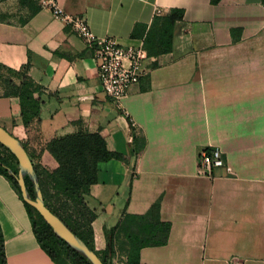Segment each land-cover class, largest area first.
<instances>
[{
	"label": "crops",
	"instance_id": "1",
	"mask_svg": "<svg viewBox=\"0 0 264 264\" xmlns=\"http://www.w3.org/2000/svg\"><path fill=\"white\" fill-rule=\"evenodd\" d=\"M56 2L123 47L143 46L156 16L183 11L171 51L147 57L120 110L102 91L92 52L50 11L19 23L0 9V65L26 70L42 88L38 118L25 127L19 99L0 82V126L47 171L57 167L47 144L77 133L100 135L122 156L98 164L85 197L95 251L106 249L104 230L124 214L158 202L169 239L141 249L140 264H264V0ZM210 147L235 175L198 174L197 157ZM0 229L7 264H55L1 174ZM112 264H127L125 253Z\"/></svg>",
	"mask_w": 264,
	"mask_h": 264
},
{
	"label": "trees",
	"instance_id": "2",
	"mask_svg": "<svg viewBox=\"0 0 264 264\" xmlns=\"http://www.w3.org/2000/svg\"><path fill=\"white\" fill-rule=\"evenodd\" d=\"M18 1L31 12V15L40 9L33 0ZM219 2L220 0H211L213 5ZM182 18L183 11L174 9L166 16H156L153 19L143 41V48L148 56H158L171 51L174 27ZM0 69L6 71L9 75L7 78L0 76V82L7 88L4 95H13L19 99L21 117L24 126L27 127L34 119L38 118L41 100L36 95L41 94L42 88L27 76L24 69L15 71L1 65ZM12 78L18 80L19 83L16 84ZM47 151L57 163L54 170H46V181L53 192L52 196H50L49 190L44 188L45 184L42 181V176L37 166L33 164L44 204L51 213L62 220L98 256L103 264H112V259L117 251L125 253L127 264H140L139 254L141 249L161 247L167 244L171 226L170 223L161 220L159 203L157 202L145 214H124L113 228L105 229L106 249L103 252L95 251L91 229L95 214L87 207L85 197L89 195L90 187L97 182L98 164L119 160L122 159V156L108 151L100 135L88 133H77L55 138L47 144ZM11 157L16 161L12 155ZM17 172V168H14L4 158L0 157V174L9 181L22 200L15 179ZM24 182L30 197L33 199L34 188L31 181L25 177ZM52 197L62 198L66 206L72 210V213L68 214V211L52 206L48 201ZM22 202L31 221L32 231L38 244L55 264H69L68 262L70 264H90L63 240L58 239L41 216L23 200ZM120 237H122L121 241H119ZM0 264H7L1 229Z\"/></svg>",
	"mask_w": 264,
	"mask_h": 264
},
{
	"label": "built area",
	"instance_id": "3",
	"mask_svg": "<svg viewBox=\"0 0 264 264\" xmlns=\"http://www.w3.org/2000/svg\"><path fill=\"white\" fill-rule=\"evenodd\" d=\"M39 5L70 28L92 52L102 91L116 108L123 110L124 100L144 75L143 63L148 55L143 46L123 47L114 38L95 36L84 17L66 14L56 0H41ZM156 13L161 14V11L157 10ZM220 168H224L231 176L235 175L233 169L225 163L219 148L201 150L197 157L199 175L211 177L213 170Z\"/></svg>",
	"mask_w": 264,
	"mask_h": 264
},
{
	"label": "water",
	"instance_id": "4",
	"mask_svg": "<svg viewBox=\"0 0 264 264\" xmlns=\"http://www.w3.org/2000/svg\"><path fill=\"white\" fill-rule=\"evenodd\" d=\"M0 145L3 146L16 159L18 172L16 183L19 187L22 200L32 207L52 229L53 234L63 240L73 251L83 256L90 264H103L98 256L90 250L87 245L79 239L55 214L51 213L45 206L38 178L33 163L29 158L23 144L0 126ZM27 177L34 188L32 199L25 186L24 178Z\"/></svg>",
	"mask_w": 264,
	"mask_h": 264
},
{
	"label": "rangeland",
	"instance_id": "5",
	"mask_svg": "<svg viewBox=\"0 0 264 264\" xmlns=\"http://www.w3.org/2000/svg\"><path fill=\"white\" fill-rule=\"evenodd\" d=\"M37 6L40 7L39 3L41 0H33ZM0 9L3 12H7L9 14V17H11L14 21L19 23H24L26 20L30 17L31 12L21 5L18 0H3L0 2ZM0 76L3 78H7L9 75L6 71L0 69ZM0 157L4 158L11 166L18 169L17 161H15L11 157V153L7 152L5 148L1 147L0 145ZM38 168V171L40 175L42 176V181L45 184L44 188L49 190L50 196H52L53 192L50 190L49 185H47L46 181V169L43 168L38 162H35V164ZM5 178V177H4ZM6 179V178H5ZM7 180V179H6ZM8 181V180H7ZM9 182V181H8ZM10 184V183H9ZM11 185V184H10ZM12 187V186H11ZM19 197V196H18ZM20 199V198H19ZM21 200V199H20ZM22 201V200H21ZM49 203L54 206L58 207L59 209H64V211H68V214L72 213V210L66 206V204L63 202L62 198L52 197L48 199ZM23 203V202H22ZM24 205V204H23ZM25 207V206H24ZM77 217V216H76ZM75 217V218H76ZM31 223V221H30ZM32 227V225H31ZM38 243V242H37ZM39 245V244H38ZM40 247V245H39ZM41 248V247H40ZM41 250L47 255V253L41 248ZM48 256V255H47ZM49 257V256H48ZM50 259V257H49ZM51 260V259H50ZM52 261V260H51ZM53 262V261H52ZM54 263V262H53ZM70 264V262H68Z\"/></svg>",
	"mask_w": 264,
	"mask_h": 264
}]
</instances>
